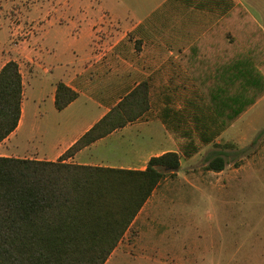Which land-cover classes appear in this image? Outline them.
<instances>
[{
    "label": "crops",
    "instance_id": "obj_1",
    "mask_svg": "<svg viewBox=\"0 0 264 264\" xmlns=\"http://www.w3.org/2000/svg\"><path fill=\"white\" fill-rule=\"evenodd\" d=\"M36 1L26 8L18 4L19 24L0 25V70L15 61L23 87L20 118L0 142L1 157L58 160L148 81L149 108L141 116L65 161L143 170L151 157L172 151L180 157L175 175L183 172L185 183L193 185L195 170L221 155L225 166L208 170L214 175L209 183L237 179L244 166L227 171L232 165L225 147L247 143L245 134L232 129L243 114L204 140L208 136L196 128L192 106L237 103L253 78H264V0ZM59 82L77 93L61 110L55 107Z\"/></svg>",
    "mask_w": 264,
    "mask_h": 264
},
{
    "label": "trees",
    "instance_id": "obj_2",
    "mask_svg": "<svg viewBox=\"0 0 264 264\" xmlns=\"http://www.w3.org/2000/svg\"><path fill=\"white\" fill-rule=\"evenodd\" d=\"M248 85L237 103L192 106L196 128L209 137L204 140L242 115L264 90V78L259 75ZM22 90L19 66L10 60L0 70V142L18 124ZM149 93L148 81L138 84L56 161L0 156V264L106 262L154 189L166 175H175L179 154L153 156L143 170L73 164L65 159L141 116L149 108ZM76 97L70 87L57 83L58 110ZM224 166L225 159L216 155L206 169L220 171Z\"/></svg>",
    "mask_w": 264,
    "mask_h": 264
},
{
    "label": "rangeland",
    "instance_id": "obj_3",
    "mask_svg": "<svg viewBox=\"0 0 264 264\" xmlns=\"http://www.w3.org/2000/svg\"><path fill=\"white\" fill-rule=\"evenodd\" d=\"M31 1L0 0V25L19 24L18 4L26 8ZM47 1L110 4V0L34 4ZM242 114L232 129L245 134L247 143L225 147L232 165L227 171L244 166L237 179L212 184L214 175L203 169L195 170L198 178L189 185L183 172L166 175V184L150 196L104 264H264V90Z\"/></svg>",
    "mask_w": 264,
    "mask_h": 264
}]
</instances>
